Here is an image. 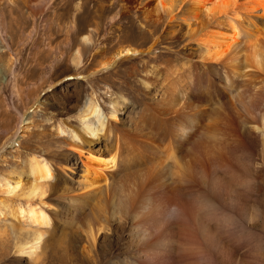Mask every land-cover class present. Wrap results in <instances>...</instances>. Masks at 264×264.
<instances>
[{
    "label": "bare ground",
    "instance_id": "bare-ground-1",
    "mask_svg": "<svg viewBox=\"0 0 264 264\" xmlns=\"http://www.w3.org/2000/svg\"><path fill=\"white\" fill-rule=\"evenodd\" d=\"M157 1L161 14L171 18L178 13L179 20L185 17L187 38L202 36L197 38V61L180 63L168 78L170 82L188 79L186 91L177 95L169 89L170 94L161 95L162 101L149 104L151 109L142 103L140 115L130 128L121 126L115 132L109 125L105 127L112 153L106 159L87 155L83 165L87 188L97 187L100 193L91 207L86 200L79 203L86 212L83 217L77 219L84 213L78 215L80 207L73 195L68 204L72 218L63 219L66 209L57 200L62 193L51 203V196L59 191L60 172L46 159L29 157L28 175L33 184L21 194L25 199L38 195L39 200L9 212L32 232L31 239L15 241V258L37 259L45 237L55 231L53 259L44 256L37 264H103L97 256L104 254L105 260L111 252L107 247L98 248L99 231H105L109 239L128 230L131 240L111 257L115 264L233 262L239 247L237 237L250 230L242 218L239 195L243 192L259 197L264 193L261 174H241L239 162L250 163L255 152L264 158V54L260 53L264 48V30L260 31L264 0H189L181 7L180 0ZM175 8L178 12H173ZM196 18L199 25L193 28ZM221 29L225 33H220ZM136 52L125 49L119 54ZM239 55L243 59L238 62ZM108 65L104 63L101 68ZM179 98L184 102L178 103ZM117 107L108 110L110 121H118ZM96 114V106L89 103L80 118ZM89 126L83 125L82 132L71 130L70 146L74 150L81 152L84 135L98 137ZM162 157L171 168L163 164ZM66 160L63 154L62 166ZM15 188L4 192L12 194ZM82 241L87 245L79 251ZM106 245L113 247L112 243ZM126 255L128 261H124Z\"/></svg>",
    "mask_w": 264,
    "mask_h": 264
},
{
    "label": "rangeland",
    "instance_id": "rangeland-1",
    "mask_svg": "<svg viewBox=\"0 0 264 264\" xmlns=\"http://www.w3.org/2000/svg\"><path fill=\"white\" fill-rule=\"evenodd\" d=\"M156 1L0 0V244H3L0 264H37L44 256L53 259L57 248L58 233L54 231L50 236L45 235L46 242L37 259L14 257L15 241L31 239L32 232L27 225L12 219L9 212L24 208L26 203L37 204L39 200L38 195L25 199L21 194L33 184L28 175L29 157L46 159L60 172L59 191L51 196V203L62 193V198L57 200L66 209L63 219L72 218L69 198L73 195L80 207L78 215L84 213L77 219L83 217L86 212L81 204L86 200L87 207H91L100 193L97 187L87 188L88 177L83 169L87 155L106 159L112 153L105 127L109 125L115 132L121 126L130 128L140 115L142 103L162 101L161 95L169 93V89L177 95L186 91L188 79L182 77L170 82L168 78L180 63L197 61V40L202 36L194 37L196 40L187 38L185 17L179 20L178 13L171 18L161 14ZM182 1L179 7L187 5L189 0ZM177 8L173 12H178ZM196 21L198 18L191 24L193 28L199 25ZM263 30L264 22L260 27ZM261 48L263 56L264 48ZM125 49L137 52L120 57L119 53ZM241 56L236 61L239 58L242 61ZM104 63L111 67L101 68ZM154 70L162 72L155 75ZM177 102H184V98ZM89 103L96 106L98 115L82 120V111ZM121 103L125 105L123 108ZM150 105L148 109L152 108ZM112 106H118L116 119L121 124L107 118ZM85 124L98 137L84 135L85 142L79 152L70 146L71 135L73 130L82 132ZM101 125L104 127L99 131ZM63 154L67 159L65 166L60 162ZM161 160L170 166L165 157ZM239 162L243 167L241 174L259 173L264 178V158L260 153L255 152L250 163L241 159ZM14 186H17L15 194L4 192ZM94 189L96 193L91 192ZM262 195L243 192L239 195L242 218L248 221L250 230L247 235L237 237L239 247L231 264H264ZM104 234L101 230L97 235L98 248L107 247L111 254L105 260L104 254L97 259L103 264H115L111 257L122 252L131 237L128 230L110 240ZM117 240L121 244L113 242ZM111 243L113 247L109 249L106 244ZM86 245L82 241L78 250ZM124 261H128L127 255Z\"/></svg>",
    "mask_w": 264,
    "mask_h": 264
}]
</instances>
